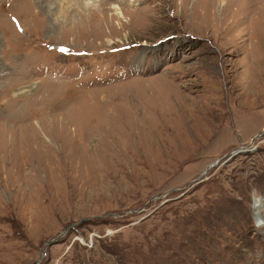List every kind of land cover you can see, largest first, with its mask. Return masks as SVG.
Instances as JSON below:
<instances>
[{
    "label": "rangeland",
    "instance_id": "374dc122",
    "mask_svg": "<svg viewBox=\"0 0 264 264\" xmlns=\"http://www.w3.org/2000/svg\"><path fill=\"white\" fill-rule=\"evenodd\" d=\"M222 1L0 0V264H264V0Z\"/></svg>",
    "mask_w": 264,
    "mask_h": 264
},
{
    "label": "bare ground",
    "instance_id": "6f19581e",
    "mask_svg": "<svg viewBox=\"0 0 264 264\" xmlns=\"http://www.w3.org/2000/svg\"><path fill=\"white\" fill-rule=\"evenodd\" d=\"M23 1V5H24V8H25V5L26 6H28L29 5V0H22ZM31 1V0H30ZM72 1H77V0H72ZM80 2H82V4H85V5H87L88 4V2H86L87 0H79ZM218 1V0H217ZM14 2V0H11V2H10V4L12 5V3ZM223 2L224 1H222V0H219V7H221V6H223ZM90 3V2H89ZM31 5V4H30ZM115 7V6H114ZM112 8H113V6H112ZM116 8V7H115ZM116 13H117V11H116ZM123 14V13H122ZM120 16V15H119ZM15 20H16V18H15ZM18 26L20 25L19 23L17 24ZM21 26H22V24H21ZM9 89H6V91H8ZM21 92L23 93V91L21 90ZM5 93H7V92H5ZM24 121V120H23Z\"/></svg>",
    "mask_w": 264,
    "mask_h": 264
},
{
    "label": "water",
    "instance_id": "95a60500",
    "mask_svg": "<svg viewBox=\"0 0 264 264\" xmlns=\"http://www.w3.org/2000/svg\"><path fill=\"white\" fill-rule=\"evenodd\" d=\"M217 163H218V162H217ZM217 163H216V164H217ZM207 171H208V169H206L201 175L203 176L204 174L207 173ZM201 179H202V178H199L198 180H201ZM198 180H197V181H198ZM52 242H53V241H52ZM52 242H51V243H52Z\"/></svg>",
    "mask_w": 264,
    "mask_h": 264
},
{
    "label": "snow or ice",
    "instance_id": "6c2138e0",
    "mask_svg": "<svg viewBox=\"0 0 264 264\" xmlns=\"http://www.w3.org/2000/svg\"><path fill=\"white\" fill-rule=\"evenodd\" d=\"M63 50V49H62Z\"/></svg>",
    "mask_w": 264,
    "mask_h": 264
}]
</instances>
